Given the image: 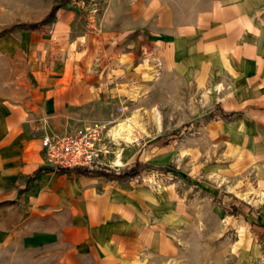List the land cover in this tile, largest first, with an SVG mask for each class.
Masks as SVG:
<instances>
[{
  "label": "crops",
  "instance_id": "obj_1",
  "mask_svg": "<svg viewBox=\"0 0 264 264\" xmlns=\"http://www.w3.org/2000/svg\"><path fill=\"white\" fill-rule=\"evenodd\" d=\"M53 6L43 26L0 36V58L21 63L13 85L3 77L0 90V205L14 209L4 219L2 257L11 231L12 261L20 264H153L144 226L117 220L115 198L97 191L92 174L45 171L26 186L45 166L42 139L107 117L121 96L115 77L150 55L204 60L234 79L231 90L250 91L264 150V0H164L154 10L141 4L120 22L95 23L62 0H0V12L25 18L3 28L40 21ZM261 162L264 186V153ZM257 212L248 206L244 215L260 228ZM160 238L152 250L164 253L169 241Z\"/></svg>",
  "mask_w": 264,
  "mask_h": 264
},
{
  "label": "rangeland",
  "instance_id": "obj_2",
  "mask_svg": "<svg viewBox=\"0 0 264 264\" xmlns=\"http://www.w3.org/2000/svg\"><path fill=\"white\" fill-rule=\"evenodd\" d=\"M163 1L86 0L84 8H77L66 0L63 5L95 23L98 19L120 22L141 4L154 10ZM8 15L12 12H0V30L25 19L22 12L17 18ZM124 62L119 60L118 67ZM20 64L0 58V90L3 77L13 85ZM125 70L114 79L121 96L108 116L81 126L96 127L99 146L106 150L94 167L122 171L137 160L172 165L188 177L152 170L132 177L91 173L100 186L97 191L115 198L116 219L144 226L149 247L146 258L153 264H264V186L258 177L264 150L250 91L231 90L234 79L215 66L206 67L201 59L158 60L148 55ZM217 104L220 109L234 108L240 113L224 116ZM128 118L134 119L136 139L117 145L109 129ZM67 127L78 126L72 123ZM118 150L123 163L115 166L112 160ZM248 206L258 211L260 228L244 215ZM13 210L9 206L4 211L0 205V264H20L12 261L11 231L5 243L9 252L2 257L3 223ZM160 237L169 241L164 253L152 250Z\"/></svg>",
  "mask_w": 264,
  "mask_h": 264
},
{
  "label": "built area",
  "instance_id": "obj_3",
  "mask_svg": "<svg viewBox=\"0 0 264 264\" xmlns=\"http://www.w3.org/2000/svg\"><path fill=\"white\" fill-rule=\"evenodd\" d=\"M93 1V0H92ZM77 8H84L86 0H70ZM96 127H72L42 139L45 165L52 167L97 166L99 155L106 153L100 147Z\"/></svg>",
  "mask_w": 264,
  "mask_h": 264
},
{
  "label": "trees",
  "instance_id": "obj_4",
  "mask_svg": "<svg viewBox=\"0 0 264 264\" xmlns=\"http://www.w3.org/2000/svg\"><path fill=\"white\" fill-rule=\"evenodd\" d=\"M66 0H62L64 2ZM56 8V6H53L52 10L40 21L37 22H26V23H19L15 24L9 28L2 29L0 31V36L5 34L6 32L16 28V27H26V28H39L46 24L50 18L52 17L53 11ZM218 107V106H217ZM219 108V107H218ZM220 113L224 116H228L233 114V112H224L222 109H220ZM155 171L158 173H163V174H177L180 177H188V175L181 173V171L177 168H175L172 165H153L148 162H140V161H134L133 163L127 164L123 167L122 171H116L111 169L110 167L106 166H98V167H86V166H71V167H52V166H43L42 168H39L35 170L30 176L27 177L26 180V186L31 184L41 173L45 171H56L59 173H64V174H70V173H83V174H91V173H99L104 176H113V177H120L124 175H129V176H136L140 174L143 171Z\"/></svg>",
  "mask_w": 264,
  "mask_h": 264
},
{
  "label": "bare ground",
  "instance_id": "obj_5",
  "mask_svg": "<svg viewBox=\"0 0 264 264\" xmlns=\"http://www.w3.org/2000/svg\"><path fill=\"white\" fill-rule=\"evenodd\" d=\"M156 115V114H155ZM134 119L128 118L124 121H120L113 125L109 129V135L111 137V140L117 144L120 145L122 143H132L135 139V133H134ZM122 154L121 150H118L112 160V164L115 166L122 165Z\"/></svg>",
  "mask_w": 264,
  "mask_h": 264
}]
</instances>
